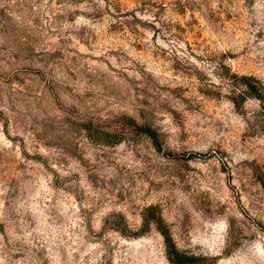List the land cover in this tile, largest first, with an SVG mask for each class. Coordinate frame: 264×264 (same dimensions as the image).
Returning a JSON list of instances; mask_svg holds the SVG:
<instances>
[{
    "label": "rangeland",
    "instance_id": "obj_1",
    "mask_svg": "<svg viewBox=\"0 0 264 264\" xmlns=\"http://www.w3.org/2000/svg\"><path fill=\"white\" fill-rule=\"evenodd\" d=\"M233 75L264 86V0H0V264H170L148 208L189 264H264Z\"/></svg>",
    "mask_w": 264,
    "mask_h": 264
},
{
    "label": "trees",
    "instance_id": "obj_2",
    "mask_svg": "<svg viewBox=\"0 0 264 264\" xmlns=\"http://www.w3.org/2000/svg\"><path fill=\"white\" fill-rule=\"evenodd\" d=\"M230 87L232 94H235L236 91L237 97L240 99L250 97L258 101L264 99V86L259 80L251 76H232V81L230 82ZM233 103H236V99L232 98ZM131 127L135 130L136 133L149 139L152 144L155 146V149L159 150L158 145V133L150 125H139L133 119H128ZM153 208H148L145 211V214L142 215L143 221V230L151 223L155 224L157 230L164 239L165 244V254L168 262L170 264H189L192 259L179 252L173 243L171 242L169 233L167 229L163 226L162 220L159 216L155 214ZM147 213V214H146Z\"/></svg>",
    "mask_w": 264,
    "mask_h": 264
}]
</instances>
